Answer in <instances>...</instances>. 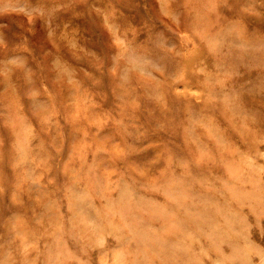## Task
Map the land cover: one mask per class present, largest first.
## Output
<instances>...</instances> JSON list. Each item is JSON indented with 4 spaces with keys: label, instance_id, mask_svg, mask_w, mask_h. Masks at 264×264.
<instances>
[{
    "label": "rangeland",
    "instance_id": "obj_1",
    "mask_svg": "<svg viewBox=\"0 0 264 264\" xmlns=\"http://www.w3.org/2000/svg\"><path fill=\"white\" fill-rule=\"evenodd\" d=\"M0 264H264V0H0Z\"/></svg>",
    "mask_w": 264,
    "mask_h": 264
},
{
    "label": "bare ground",
    "instance_id": "obj_2",
    "mask_svg": "<svg viewBox=\"0 0 264 264\" xmlns=\"http://www.w3.org/2000/svg\"><path fill=\"white\" fill-rule=\"evenodd\" d=\"M114 8V7H113ZM116 10V9H115ZM194 11H195V9H194ZM198 11V10H197ZM195 26V25H194ZM197 26V25H196ZM5 195V194H4ZM4 201V200H3ZM5 202V201H4ZM3 203V202H2ZM8 214V213H7Z\"/></svg>",
    "mask_w": 264,
    "mask_h": 264
}]
</instances>
